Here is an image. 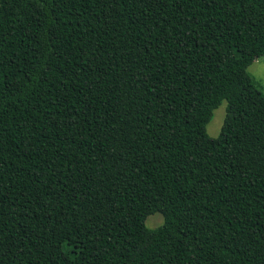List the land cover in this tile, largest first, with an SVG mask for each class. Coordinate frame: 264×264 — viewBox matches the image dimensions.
I'll return each instance as SVG.
<instances>
[{
    "label": "trees",
    "instance_id": "1",
    "mask_svg": "<svg viewBox=\"0 0 264 264\" xmlns=\"http://www.w3.org/2000/svg\"><path fill=\"white\" fill-rule=\"evenodd\" d=\"M263 56L264 0H0V264H264Z\"/></svg>",
    "mask_w": 264,
    "mask_h": 264
},
{
    "label": "rangeland",
    "instance_id": "2",
    "mask_svg": "<svg viewBox=\"0 0 264 264\" xmlns=\"http://www.w3.org/2000/svg\"><path fill=\"white\" fill-rule=\"evenodd\" d=\"M248 74L254 81L256 88L264 94V56L255 60L248 68ZM226 102L214 110L213 118L207 125V134L212 138H217L220 134L222 124L224 122ZM145 225L149 229H155L163 225V218L160 214H153L148 216Z\"/></svg>",
    "mask_w": 264,
    "mask_h": 264
}]
</instances>
